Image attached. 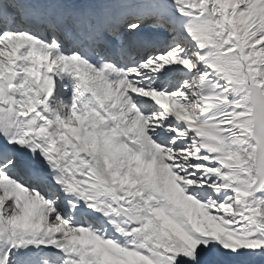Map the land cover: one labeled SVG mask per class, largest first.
<instances>
[{
  "label": "snow or ice",
  "instance_id": "snow-or-ice-1",
  "mask_svg": "<svg viewBox=\"0 0 264 264\" xmlns=\"http://www.w3.org/2000/svg\"><path fill=\"white\" fill-rule=\"evenodd\" d=\"M0 264H264V0H0Z\"/></svg>",
  "mask_w": 264,
  "mask_h": 264
}]
</instances>
